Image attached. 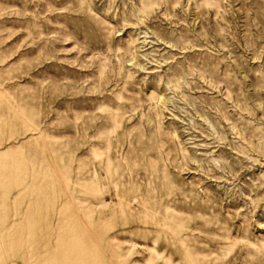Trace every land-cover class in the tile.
I'll list each match as a JSON object with an SVG mask.
<instances>
[{"label": "rangeland", "instance_id": "rangeland-1", "mask_svg": "<svg viewBox=\"0 0 264 264\" xmlns=\"http://www.w3.org/2000/svg\"><path fill=\"white\" fill-rule=\"evenodd\" d=\"M0 264H264V0H0Z\"/></svg>", "mask_w": 264, "mask_h": 264}]
</instances>
